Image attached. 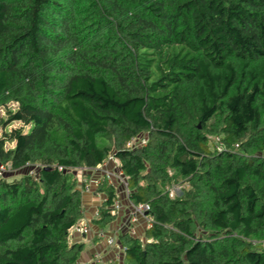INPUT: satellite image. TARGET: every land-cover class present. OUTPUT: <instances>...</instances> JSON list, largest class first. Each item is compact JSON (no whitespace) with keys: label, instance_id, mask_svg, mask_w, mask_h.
Here are the masks:
<instances>
[{"label":"trees","instance_id":"1","mask_svg":"<svg viewBox=\"0 0 264 264\" xmlns=\"http://www.w3.org/2000/svg\"><path fill=\"white\" fill-rule=\"evenodd\" d=\"M1 110L0 264H81L110 156L152 222L123 264H264V0H0Z\"/></svg>","mask_w":264,"mask_h":264},{"label":"crops","instance_id":"2","mask_svg":"<svg viewBox=\"0 0 264 264\" xmlns=\"http://www.w3.org/2000/svg\"><path fill=\"white\" fill-rule=\"evenodd\" d=\"M120 169L119 162L116 158L107 160L101 166L88 170L87 175L84 176V180H89L91 184L99 182L106 171L115 172ZM81 181V180H80ZM111 182V180H109ZM112 183L115 186L117 193V200L120 203V208L115 212L116 218L113 222L109 224V228L105 229L99 227L93 222L96 218V211L99 205L105 200L106 196L104 193L96 192V184L90 186V191L83 194V206H84V220L89 225H91V231L87 235H81L78 233H70L71 242L83 243L84 250L80 256L79 263L81 264H101L97 262L98 255L101 260H109L107 264H123L121 257L123 253L115 245H109L107 239L113 237L117 242V245H120L119 236L121 233L128 232V218L131 213V202L126 194V191L123 189L121 183L116 178L112 179ZM148 220L146 218H140L137 223H135L134 230L135 235L141 238H144V232L148 228ZM103 233V235H99ZM98 236L100 241L98 243L92 244L90 242L93 237ZM88 244V246H87ZM119 258L121 260H119Z\"/></svg>","mask_w":264,"mask_h":264},{"label":"built area","instance_id":"3","mask_svg":"<svg viewBox=\"0 0 264 264\" xmlns=\"http://www.w3.org/2000/svg\"><path fill=\"white\" fill-rule=\"evenodd\" d=\"M141 141L143 143H145L144 139H142ZM134 143H138V142H136V140L133 139L129 142V145H132ZM109 159H112V156H110ZM59 169L64 170V168L61 166L59 167ZM8 170L9 169L5 164H0V178L3 176V173L8 171ZM34 173H35V171H34V169H32L31 174H34ZM104 174L108 177V180H111V183H112L113 178H116L117 180H119L123 189L126 191V194L128 196V194H129L128 180H127V177L123 174L121 169H118L115 172L106 171ZM84 182H85L84 191L89 192L90 186H91L90 182H87L86 180H84ZM96 183H98V182H96ZM113 207H114L115 212L120 208V203L118 200L115 201ZM149 209H150V206L147 203H138V204L131 203V213H130L128 221H127L128 232L130 234L135 235L134 226H135V223H137V221L140 218H146L148 220V223H149L148 227L151 225L152 222L149 219V217L147 216V211ZM95 215L98 216V211H96ZM90 231H91V228H90L89 224L87 222H85V220H81L80 222L75 224L70 229V233H78L81 235H87L90 233ZM99 235L102 236L103 233H100ZM107 242L109 245H115L117 248H119V250L123 253V255H125V247L122 246L121 244L117 245V242L115 241V239L113 237L108 238ZM96 257H97V262H101V264H104L103 261H100L101 258L98 255H96Z\"/></svg>","mask_w":264,"mask_h":264},{"label":"rangeland","instance_id":"4","mask_svg":"<svg viewBox=\"0 0 264 264\" xmlns=\"http://www.w3.org/2000/svg\"><path fill=\"white\" fill-rule=\"evenodd\" d=\"M0 115L3 118H6L8 116V114L5 112V110H1L0 111ZM18 126H20V123H18V122L11 123V127H18ZM28 129H29V127H28ZM1 132L2 131L0 130V135H1ZM88 170H91V169L78 168V169L74 170V172L76 173V175L78 176V178L80 180H83L84 176H88L87 175V171ZM24 172H26V169L25 170H22V171H19V172H12L11 170H8V171H6V172L3 173V176L2 177L3 178H6L8 181H12L13 179L18 178ZM104 178H106V180L108 179V177L106 175H103L101 179H104ZM87 182H90V181L87 179ZM95 184L96 183H93L91 185V187L94 186ZM181 191L182 190H181L180 187H176V188H173L171 192H172L173 195H179L181 193ZM116 192L118 193V190H116ZM83 194H85V191H83ZM89 226L91 227V225H89ZM108 228H109V225L105 226V229H108ZM99 241H100V238H98V236H95V237H93V239L90 242H92V244H94V243H98ZM87 246H88V244H87ZM124 256L125 255H123L121 257L122 261L124 259ZM121 259L119 258V260H121ZM103 262H104V264H107L109 262V260H105Z\"/></svg>","mask_w":264,"mask_h":264},{"label":"clouds","instance_id":"5","mask_svg":"<svg viewBox=\"0 0 264 264\" xmlns=\"http://www.w3.org/2000/svg\"><path fill=\"white\" fill-rule=\"evenodd\" d=\"M86 181H87V180H86ZM95 183H96V182H95ZM84 184H85V182H84ZM96 184H97V183H96ZM90 185H92L91 182H90ZM84 187H85V186H84ZM83 191H84V190H83Z\"/></svg>","mask_w":264,"mask_h":264}]
</instances>
